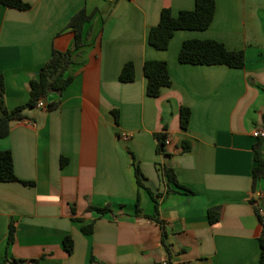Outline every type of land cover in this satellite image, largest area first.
<instances>
[{
  "label": "crops",
  "instance_id": "crops-1",
  "mask_svg": "<svg viewBox=\"0 0 264 264\" xmlns=\"http://www.w3.org/2000/svg\"><path fill=\"white\" fill-rule=\"evenodd\" d=\"M22 1L27 10L0 4L7 108L28 101L29 81L52 48L72 47L70 17L81 8L93 16L67 71L72 82L48 94L44 108H27V118L0 138L16 177L33 182H0V264H33L41 256L36 264H94L91 256L104 264H257L262 226L254 208H260L264 179L252 188V132L264 130V0H215L206 30H176L163 51L147 42L160 9L176 15L191 10L194 0ZM192 38L241 49L244 67L180 64L179 48ZM148 59L165 61L172 82L156 97L145 94ZM128 61L134 80L119 82ZM181 107L190 110L186 129L179 124ZM156 132L167 135L163 154L155 151ZM185 142L191 148L183 152ZM261 149L264 154V140ZM134 164L144 186L160 194L163 226L144 217L153 214L154 202L137 186ZM159 166L171 168L189 191L167 184ZM105 205L112 214L88 209ZM212 206L219 208L214 224L206 215ZM10 221L14 241L7 245ZM65 236L73 240L70 253Z\"/></svg>",
  "mask_w": 264,
  "mask_h": 264
},
{
  "label": "trees",
  "instance_id": "trees-1",
  "mask_svg": "<svg viewBox=\"0 0 264 264\" xmlns=\"http://www.w3.org/2000/svg\"><path fill=\"white\" fill-rule=\"evenodd\" d=\"M195 5L191 10H179L176 15H172L169 8L164 7L160 9L159 19L156 25L151 26L148 30L147 42L151 47L160 51L165 50L169 46V41L172 38L176 30H201L204 31L210 26L215 7V0H194ZM0 4L15 8L19 10H27L29 5L22 0H0ZM93 13H87L84 8L78 9L69 19L66 24V28H69L73 33V44L71 48L63 51L52 48L49 59L40 66L38 75L31 78L28 84V101L25 104L16 105L12 108L5 106L3 80L0 76V138H4L8 135L10 125L13 122H20L27 118L25 110L30 107H35L37 102L52 93L60 94L73 80V75L67 71L71 64L74 63L75 50L85 44L84 26L92 19ZM178 61L180 64H200V65H224L232 68L244 67V54L241 49L239 50H227L226 47L217 40L198 38L187 39L182 42L178 51ZM134 63L132 61L126 62L120 70L118 75L119 82L128 83L134 80ZM168 65L165 61L159 59H148L142 66L143 76L146 79L145 94L149 97L159 96L163 87H169L171 85V78L167 69ZM264 92V91H263ZM56 103L52 102L47 104V108H53ZM115 121L118 123V113L114 110ZM262 121L264 124V111L262 113ZM190 110L188 107L179 108V124L181 129H186L189 124ZM156 139L155 151L157 154H163L165 152V143L167 135L165 132L154 133ZM264 138L257 137L254 143L253 159L254 166L251 170L252 188H255L256 182L264 179V154L262 153V142ZM191 148L189 142L184 143L182 148L183 152H186ZM134 163V161H133ZM13 159L10 150L0 149V182H20L24 185H32V181L19 180L13 169ZM136 184L138 187H145L142 182V175L138 169L137 164L133 167ZM159 175L166 179L167 184L172 183L177 188L183 189V191H189L188 188L181 186L175 176L174 171L168 167L157 168ZM151 199L154 202L153 214L144 217L154 220L156 223L163 224L158 219V198L160 194H154L148 188ZM167 191H176L167 189ZM251 203L253 201L251 200ZM110 205L103 207H88L89 210H94L98 215H104L106 213L112 214ZM255 214L262 226L258 237V243L260 247L259 258L257 264H264V215L261 216L259 211L261 208L255 206ZM219 208L216 206L209 207L206 210L208 222L210 224L217 223L219 220ZM140 213L138 200L135 208V214ZM13 221H10L8 225L7 233V245L14 241V226ZM92 225L83 226L81 230L83 233H89ZM164 234H161V243L164 246L167 254L168 248L164 243ZM73 247V240L70 236L63 238V249L70 253ZM169 255V254H168ZM42 256L33 260V264L39 262ZM16 261V260H15ZM91 261L94 264H104L103 262L95 261L91 256ZM5 259L3 261V264ZM19 262V261H18ZM24 264V263H23ZM167 264H169L167 262Z\"/></svg>",
  "mask_w": 264,
  "mask_h": 264
},
{
  "label": "built area",
  "instance_id": "built-area-1",
  "mask_svg": "<svg viewBox=\"0 0 264 264\" xmlns=\"http://www.w3.org/2000/svg\"><path fill=\"white\" fill-rule=\"evenodd\" d=\"M45 104H46V102L44 101V100H39L38 102H37V104H36V106L38 107V108H44L45 107ZM252 135L254 136V137H259V138H264V130H255V131H253L252 132ZM25 264V263H24Z\"/></svg>",
  "mask_w": 264,
  "mask_h": 264
},
{
  "label": "rangeland",
  "instance_id": "rangeland-1",
  "mask_svg": "<svg viewBox=\"0 0 264 264\" xmlns=\"http://www.w3.org/2000/svg\"><path fill=\"white\" fill-rule=\"evenodd\" d=\"M258 206L261 208V209H264V194H263V198L261 200H259L258 202Z\"/></svg>",
  "mask_w": 264,
  "mask_h": 264
}]
</instances>
